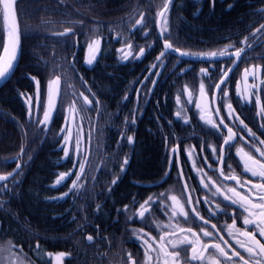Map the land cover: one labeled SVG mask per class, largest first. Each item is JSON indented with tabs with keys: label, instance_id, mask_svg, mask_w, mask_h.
<instances>
[{
	"label": "trees",
	"instance_id": "trees-1",
	"mask_svg": "<svg viewBox=\"0 0 264 264\" xmlns=\"http://www.w3.org/2000/svg\"><path fill=\"white\" fill-rule=\"evenodd\" d=\"M163 3L164 0H143L139 3L136 0H17L15 7L19 18L21 51L13 74L0 89V173L5 174L15 167L11 161L19 158L22 146L32 159L23 167V172L18 177L19 184L14 191L10 195L0 193V198L8 199L4 209L0 211V250H4L0 255V264H20L21 260L23 264H45L50 259L55 264L53 257L61 252L71 253L64 258L63 264H99L98 241L103 240V234L109 240L113 232V209L118 199L112 185L118 167L116 145L111 142L115 138L113 131L119 124L121 129L126 130L149 128L144 120H135V124H131V118L125 117L119 121L118 113L115 112V93L105 88L106 84L112 82L110 73L121 75L129 82L134 80L136 67L128 63L129 61L120 63L117 51L126 41L134 43L136 36V31L131 29L132 15L127 14V8L131 7L136 11L134 19L143 13L146 21L154 16ZM153 24L149 23L152 28V41L156 44ZM169 28L172 43L176 47L183 51L193 50L191 43L179 39L178 25L172 24ZM66 29L73 31L67 35H59ZM4 36L0 8V43ZM192 36L187 32L184 38L191 41L189 38ZM97 38L101 40L100 54L94 65L88 68L83 65V56L88 51V44ZM71 60L76 71L71 68ZM152 61L155 62L156 57ZM55 74L61 75L64 107H60L59 97L57 111L45 134V126L36 125L28 117L26 96H33L35 104L34 84L28 77L35 76L40 81V99L41 104H44L47 81ZM81 77L87 81V87L81 82ZM88 88L99 99L100 108L98 112L89 111L81 120L80 115L74 116L67 108L73 99L82 100L80 92L93 99ZM123 91L130 93L132 88L129 86ZM21 93L25 95L22 96ZM42 114L41 108L34 113V119L41 120ZM129 114L124 112L122 115ZM66 117L68 120L69 117L72 118L73 142L78 131L82 140L81 155L75 156L72 146L68 145L67 159L64 158L61 148L64 144L63 136L68 129L67 125L63 126ZM126 118L129 121L127 125ZM107 123L113 125L102 132ZM62 127L65 128V133L60 132ZM153 132L152 135L158 140L156 126H153ZM140 135L141 133L135 136L136 155L131 159L130 172L145 173L150 163L149 149L143 143L145 137L141 139ZM158 151L161 154L162 145ZM125 156L129 157V154ZM81 160L84 161V174L79 182L82 187L78 192H69L71 181L75 179L78 170L74 168V164ZM47 161L55 162L56 165H42ZM70 170L73 175L66 182L57 185L59 174ZM27 193L30 199L24 197ZM65 193H69L70 197L57 200L50 198L52 195ZM36 197L41 201L39 204L32 202ZM98 209L105 210V215L99 214ZM47 221L63 227L57 231L55 227L45 224ZM88 235L93 236L91 245L87 244L90 243L86 239ZM59 238L65 246H57ZM37 244L40 245L39 249L36 248Z\"/></svg>",
	"mask_w": 264,
	"mask_h": 264
},
{
	"label": "flooded vegetation",
	"instance_id": "flooded-vegetation-1",
	"mask_svg": "<svg viewBox=\"0 0 264 264\" xmlns=\"http://www.w3.org/2000/svg\"><path fill=\"white\" fill-rule=\"evenodd\" d=\"M162 8L163 6L158 8L154 16L150 19H145L149 26L145 29L147 35L137 27L133 43L135 50L134 54L138 52L139 47H144L145 55L140 59L129 58L126 60L136 67L133 74L134 80L128 83V85L123 86V88L114 94V105L116 107L115 112L118 113L117 118L119 121L125 117L132 118L134 115L135 120H144L149 127L146 130H140L142 131L140 133L152 135L154 133V125L149 123L152 122L153 115H158L155 107L158 105V102L165 101V98H167V104L163 103V105H165L163 107V120L165 124L168 121L173 124L171 128L167 124L164 126L165 128L163 127V139L161 142V155H163V160L160 165H156L158 170L152 173H148L147 171L145 173L137 171L130 172L132 169L130 168L131 159L136 155L134 153L136 147L135 136L140 133L136 130L126 131V136H132L134 141L132 144H128L126 138L121 139L122 132L121 126H119L120 124L117 125L116 129L113 131L116 145V165H118L115 171V178L119 176L117 183L114 185V189L118 199L115 209H113L114 225L111 226L113 232L109 236V240L107 236L103 234V240L98 241L100 242L98 245L99 257L97 262L99 264H129V253H131L137 264H143L145 260L144 248L140 247L141 241H138L133 235V230L142 229V231L138 233L139 235L143 236V232H149L155 237H159L164 232L172 231V228H163V224L169 223L171 212L168 211V215H165L164 212L161 211L159 201L152 205L149 213L145 214L147 223L140 220L138 216L134 217L131 221L127 219L128 216L139 209L140 204L144 203L149 196L154 194L158 196L161 192L166 193V195H176L185 203L186 210H188L190 214L191 208L186 202L188 197L191 196V207H197L196 200H200V213L205 216V218H208L210 216L208 208L211 207L215 210V205L211 203L205 205L203 197L208 196L210 201L222 198L212 197L210 192L201 185V179H203L204 183H208L209 177L213 180L219 178L222 184L235 186L236 183L232 180L223 181L222 178L219 177V172L214 171L219 165L211 158L212 153L209 145H215L218 149L223 142L222 137L214 134V130H209V127L200 120V113L194 106L195 100L199 95L201 79L204 80L206 88L208 85L218 83L223 76L220 69L223 68L226 71L229 67H232L231 61H235L236 58L234 56H226L214 60L200 58V60H197L198 62L182 60V62H177L176 64L179 58L174 52H169L166 58H161V61H157L156 59V61L153 62L152 58H157L159 53L163 50V41L160 39V32L163 26L162 18L160 19L159 29L157 25L159 17L157 13L161 11ZM261 10H264V0H174L169 7V11L166 13L168 30H170L169 25L171 26L173 24L179 26V39L191 43L190 47L193 50L187 49L186 51L192 53L193 56H196L195 54L197 53L219 52L230 44L234 45V47L228 48L230 53L235 51L236 48H245V52L241 54L237 66L228 74L226 83L229 95L222 98L221 94L217 92L216 103L212 105L211 99L213 89H207L208 97L207 99L200 98V103L202 106L207 105L213 109L216 106L221 108V116L225 117V122L233 127L234 131L238 132L236 137V140L239 141L238 146L245 147L246 151L248 150V146L244 145V142L240 141L239 138L240 136H244V139L247 141H251L252 138L247 135V132L243 130L242 126L238 127L239 121L234 122L235 117H233L232 121L227 119V111L224 108V103L226 101L231 102L232 107L235 109V114H238L240 118L244 120L245 124H247L261 140H264V129L260 127V125L264 123V118L257 115L260 107L264 106V83H261V81L264 80V36H261L260 33H256V37H259V39H256V37H252L251 35L261 23H264V16L260 14ZM149 23H154L155 36L158 40L156 44L152 41V28H150ZM187 32L193 35L189 38L192 39V42L184 38L187 36ZM246 36L250 37V42L253 44L251 49H249L246 44L241 43ZM149 45H151V47H149ZM118 53L120 63H125L126 61L121 59V52ZM90 55L91 53L87 51L83 56V65L88 68H91L95 63V61L92 65L85 63L86 58ZM144 60H146V62ZM153 64H155L156 67L153 68ZM253 66L260 67V71L257 72L258 79L255 81L257 88L247 89V85L243 80V70ZM201 68L209 69L211 79L201 76ZM156 73H159V75H156ZM145 77H147V79H145ZM137 78H139L138 81H136ZM152 80L156 81L155 85L151 83ZM252 82V77L250 76L248 84H252ZM238 83L239 91L241 95L245 96V99H241L240 96H237ZM129 86L132 88L130 93L123 91L124 88ZM186 86L188 91L193 93L192 104L188 103V93L184 91ZM221 87L223 88L225 86L221 85ZM248 92L257 93L260 100L259 105L256 104L255 96L251 97V103L247 102ZM104 96L107 97L106 94ZM125 96H127V99H125ZM178 97L180 100L179 104L177 103ZM124 112L130 114L124 116L122 115ZM177 112H181L180 117H177ZM184 117H187L189 123H184ZM212 118L215 119L217 123L219 122V117L215 116L214 111ZM63 126H66L65 120L63 121ZM67 126V128H71L72 130L71 117H69ZM224 131L226 133L227 130L224 129ZM157 135H159L158 132ZM256 144L264 150V145H260L259 141H257ZM201 145L204 146L203 152L201 151ZM173 148L176 149L175 152L172 151ZM189 151H191V157L188 154ZM252 151L256 154L254 149H252ZM125 154H129V162L126 165V171L121 172L120 164ZM231 156L233 159L230 162L236 173L241 175V179L248 177L247 173H242V164L239 162V157L236 156L235 148L232 149ZM205 157H209L208 163L204 162ZM12 162L13 165H15V161L12 160L11 164ZM21 163L23 165V161H21ZM194 164L195 167L193 166ZM208 164H212V168H209ZM181 171H183L184 174L183 178L179 175ZM225 171H227V168H225ZM166 172H168L167 177H165ZM205 173L207 175H205ZM185 184L188 185L187 191L184 189ZM209 187L211 188V185H209ZM192 189H195V191H192ZM211 191H215V189H211ZM238 191L243 192L244 190L238 189ZM63 197L69 198L70 195L55 194L51 196L53 200ZM105 199L106 198H103V200ZM165 202L168 205L172 204V202L167 199H165ZM126 205L129 206L127 212L124 210ZM97 211L103 216L106 213L103 209H98ZM228 211L231 212V209ZM225 222L228 224L231 223V215L212 217L210 224L205 227L215 232V229H211V223H216L219 229ZM157 224L160 225L159 229L157 228ZM237 227H242V220H237ZM193 228L195 229L196 226L193 225ZM183 235H185V233L177 231L175 235L169 236L166 239L178 240ZM220 235L230 240L227 232L222 231ZM257 238L259 239L260 237L257 235ZM262 242H264V240H262ZM91 243L92 242L87 244L91 245ZM170 247L169 245V248ZM212 252L213 250L210 248L208 252L205 253V257L207 258ZM191 264H198V262H191Z\"/></svg>",
	"mask_w": 264,
	"mask_h": 264
},
{
	"label": "snow or ice",
	"instance_id": "snow-or-ice-1",
	"mask_svg": "<svg viewBox=\"0 0 264 264\" xmlns=\"http://www.w3.org/2000/svg\"><path fill=\"white\" fill-rule=\"evenodd\" d=\"M173 2L174 0H164L162 10L157 13V15L163 19V26L160 32V39L163 41V50L157 56V61H161V58H166L169 52H176L180 57L193 55L192 53L181 50L172 43L173 38L167 27L168 21L166 13L169 11V7ZM16 4L17 0H0V5H2L3 31L5 33L4 40L0 43V49H2L3 53L0 55V81L9 79L13 74L21 51V33L19 29V18L15 9ZM260 14L264 16V10H261ZM137 27L147 35V32L145 31L147 28V22L144 21L143 14H141L139 19H134L132 31H136ZM72 31V29H66L65 32L59 33V35H67ZM256 33H260L261 36H264V23H261L259 27L255 29V32H252V37H256ZM256 39H259V37H256ZM241 43L246 44L249 49L253 46L250 42V37L248 36L244 37ZM100 45L101 40L99 38L92 40V42L88 44V51L91 55L86 58V64L92 65L94 61H96L97 55L100 54ZM149 47H151V45H149ZM231 47H234V45L230 44L219 52L213 51L209 53L195 54L197 58H208L210 60L226 56H234L236 59L235 61H231L232 67H229L226 71L223 68L220 69L223 76L218 83L208 85L206 88L204 80L201 79L199 95L195 100L194 106L200 113V120L209 127V130H214V134L222 137L223 142L218 149L215 145H209L212 153L211 158L219 165L214 171L219 172V177H221L223 181H235V186L222 184L219 178L213 180L209 177L208 183H204L203 179H201V185L204 189L210 192L212 197L222 198L210 201L208 196L203 197L205 205L210 203L215 205V210L211 207L208 208V212L210 213L208 218H205V216L200 213V200H196L197 207H191V196L188 197L186 202L191 208V214L186 210L185 203H183L181 198L176 195H166V193L161 192L158 196L155 194L149 196L144 203L140 204L139 209H137L132 215L128 216L127 219L131 221L134 217L138 216L140 220L147 223L145 214L149 213L152 205L159 201L161 211H163L165 215H168V211L171 212L169 223L163 224V228H172V231L164 232L159 237H155L149 232H143V236L139 235L138 233L141 232L142 229L133 230V235L138 241H141L140 247L144 248L145 260L143 264H153V262L154 264H191V262H198V264H264V242H262V240H264V150L256 144V142L259 141L260 145H264V140H261L259 136H257V134L245 124L244 120H242L238 114H235V109L232 107V103L226 101L224 103V108L227 111V119L232 121L233 117H235L234 122L239 121L238 127L242 126L243 130L247 132V135L252 138L251 141L245 140L244 136H240L239 138L240 141L244 142V145L248 146V150L246 151L245 147L238 146L239 141L236 140L238 132L234 131L233 127L225 122V117L221 116V108L216 106L213 109L207 105L202 106L200 103V98L207 99V89H213L211 99L212 105H215L216 103L217 92L221 94L222 98L229 95L226 83L228 74L237 66L241 54L245 52V48L240 47L230 53L228 48ZM117 51L121 52V59L125 61L129 58L140 59L145 55L144 47H139L138 52H135L134 54V46L130 40L126 41L125 45ZM74 55L75 54H73V56ZM152 67L154 68L156 65L153 64ZM71 68L73 71H76L74 64L71 65ZM53 71H55V69ZM259 71V66H253L243 70V80L247 85V89L257 88L255 81L258 79L257 72ZM200 74L202 77L211 79L208 68H201ZM156 75H159V73H156ZM250 76L252 77V84H248ZM28 78L35 82V104H33V96L29 95L25 98V103L28 106V117L29 120L36 125H44V131L46 134L48 130L47 126L53 119V113L57 111L58 97H60V107H64L63 98L61 97V75L55 74L53 78H50L47 81L45 93L46 102L44 104H41L40 99V81L35 76L29 75ZM80 79L87 87V81H85L83 77ZM145 79H147V77H145ZM151 83L155 85L156 81L152 80ZM261 83H264V80H262ZM221 85H224L225 87L222 88ZM87 90L92 94L93 99H89L88 95H85L84 92H80L79 96L82 97V100L73 99L67 108V111L73 113L74 116L80 115L81 120L85 118L89 111L98 112L100 108V101L96 98L95 93L91 92V88H88ZM184 91L188 93V103L192 104L193 93L188 91L187 86ZM21 95L24 96L25 94L21 93ZM64 95L66 96L67 93L65 92ZM237 96H240L241 99H245V96L241 95L239 91V83L237 85ZM253 96L256 97V104L259 105L260 100L256 92H248L247 102L251 103V97ZM125 99H127V96H125ZM93 101H95V107H93ZM177 103H180L179 97L177 98ZM41 108L43 109V119L35 120L34 113L39 112ZM213 111L215 116L219 117L218 123L212 118ZM176 115L177 117H180L181 112H177ZM257 115L264 118V106L260 107ZM183 120L184 123H189L187 117H184ZM130 122L131 124H135L136 121L134 115ZM128 123V118H126L125 124L127 125ZM65 124H68L67 117L65 118ZM260 127L261 129H264V123H262ZM224 129L227 130L226 133ZM60 132L65 133V128L62 127ZM125 138L128 144L134 142L132 136H126L125 133H121V139ZM63 140L64 144L61 145V148L65 159L69 157L68 145L72 146L75 156L81 155L82 140L80 131H78L75 141L73 142L71 128H68L66 134L63 136ZM233 148L236 149V156L239 157V162L242 164V173H247L250 178L245 177L244 179H241V175H238L233 168V165L230 162L233 159L231 156ZM252 149H254L255 153L258 155L254 154ZM172 151L175 152L176 149L173 148ZM201 151H204L203 145H201ZM188 154L191 157V151H189ZM13 159L15 161L14 171L6 175H0V193H10L14 191L15 186L19 184L18 177L22 174L23 167L27 166L32 157L25 153L24 147L22 146L19 153V159ZM208 159L209 157H205L204 162L208 163ZM21 161H23V165ZM128 162L129 159L125 156L120 164L121 172L126 171V165ZM4 164L6 165L7 161H5ZM83 164V160L79 161L78 164H74V168H78V170L75 173V179L71 181L72 187L69 189V192H78L79 188L82 187L79 182L84 174ZM193 166L195 167V164ZM208 167L212 168V164H208ZM225 168H227V171H225ZM72 175L73 172L71 170L66 173H60L56 184L59 185L62 182H66ZM179 175L183 178V171H181ZM205 175L207 174L205 173ZM167 176L168 172L165 173V177ZM93 179H95V177H93ZM118 179L119 176L114 178L112 180V185H115ZM209 185H211V188ZM184 189L185 191L188 190L187 184H185ZM211 189H215V191H211ZM238 189H243L244 191L241 192L238 191ZM108 190L110 192L111 187H109ZM192 191H195V189H192ZM68 194L69 193H65L64 195L67 196ZM165 199L170 200L172 204H166ZM4 207L5 203L0 200V211H2ZM128 208L129 206L126 205L124 210L127 212ZM229 209H231V212L228 211ZM220 215H231V223L228 224L225 222V224L219 229L217 228L216 223H211V229H215V232L210 231L205 227L210 224L212 217H219ZM237 220H242V227H237ZM193 225L196 226L195 229L193 228ZM81 227H83V225ZM157 228H160L159 224H157ZM177 231L185 233V235L178 240L166 239L169 236L175 235ZM222 231L227 232L230 240L225 239L223 235H220ZM257 235L260 237L259 239L257 238ZM86 239L87 241L92 242L93 236L88 235ZM9 243L11 244V242ZM169 245L171 246L170 248ZM39 247L40 245L37 244L36 248L39 249ZM210 248L213 252L206 258L205 253H207ZM3 251L4 250H0V255H2ZM7 251H10V249ZM47 255L52 257L51 253H48ZM70 255L71 253L64 252L56 254L53 257L55 264H63L64 258ZM128 262L129 264H137L131 253L128 254ZM20 264H23L22 260L20 261ZM45 264H52V260L50 259L46 261Z\"/></svg>",
	"mask_w": 264,
	"mask_h": 264
},
{
	"label": "bare ground",
	"instance_id": "bare-ground-1",
	"mask_svg": "<svg viewBox=\"0 0 264 264\" xmlns=\"http://www.w3.org/2000/svg\"><path fill=\"white\" fill-rule=\"evenodd\" d=\"M142 1L143 0H136L137 3L142 2ZM127 9L128 10L126 12H127V14H131L132 15L131 21H133V23H134V16L136 14V11L132 10L131 7H128ZM140 16L138 18H136V19H139ZM155 40H156V42L158 41L157 39H155ZM186 57L188 58V57H196V56L189 55V56H185V58L178 57L179 59H177L176 64H177V62H182V60H186V61H189V62H198L197 59L192 60L190 58L187 59ZM109 77H110V79H112V82L106 84L107 86H106L105 90L111 91V93H113V92L116 93L118 90L123 88V86L128 85V83H130L126 78H124L123 76L118 75V74L110 73ZM138 80H139V78L136 79V81H138ZM34 91H35V88H34ZM166 99L167 98H165V101L158 102V105H156V107H155L156 111L158 112V115L157 116L153 115L152 122L149 123V124L154 125V126L157 127V132L159 134L158 135V140L151 134H146L145 135V133H143V134L141 133V135H140L141 139H143V137H145L143 139V143H144V146L148 147V149H149L148 151H149V159H150L149 162L150 163H149V166L146 167V171L148 173H152L155 170H158L157 166H155V164L156 165H160L162 163L163 155L160 154V152L158 151V148L161 150V144H162L161 142H162V139H163V134H162L163 133V127L166 126V124H167L171 128L172 124H173L171 122L169 123V121L165 124V122L163 120V110H164L163 107L165 106V105H163V103L167 104L166 103L167 102ZM110 125H113V123H107L105 126H103L102 132H105L106 129L110 128L111 127ZM140 130L141 129H136V131H138V133L142 132ZM126 131H128V129L127 130L126 129H121L122 133H125ZM142 135H144V136H142ZM140 138H139V141H140ZM111 142L115 143V138H114V140H111ZM140 143H142V142L140 141ZM38 165H41V164H38ZM42 165H56V163L47 161V162H43ZM29 196L30 195L28 193L24 195V197L27 198V199L31 198ZM50 198H51V196H50ZM0 200H2L4 203L8 202V199L0 198ZM32 202H34L35 204H39V202H41V201L36 197L34 199V201H32ZM50 216L53 217V215H50ZM45 224L49 225L50 227L51 226L55 227L57 229V231H59L63 227V225H58V223L57 224L50 223L49 221H47ZM61 240L62 239L59 238V242H57L56 244H57V246L63 247L65 245L63 244V242H61ZM66 246H68V244H66Z\"/></svg>",
	"mask_w": 264,
	"mask_h": 264
},
{
	"label": "water",
	"instance_id": "water-1",
	"mask_svg": "<svg viewBox=\"0 0 264 264\" xmlns=\"http://www.w3.org/2000/svg\"><path fill=\"white\" fill-rule=\"evenodd\" d=\"M0 8H1V11H2V5H0ZM160 19H161V17H158V23H157V25H158V29H159V26H160ZM3 54V53H2ZM174 54L177 56V57H180L179 56V54L178 53H176V52H174ZM183 58H185V57H183ZM187 58V57H186ZM192 59V60H195V59H197V60H200V58H197V57H188L187 59ZM11 77V76H10ZM8 80V79H7ZM7 80H3V81H0V89H1V87L4 85V83L7 81ZM33 88H35V82H34V87ZM58 100H59V97L57 98V104H58ZM55 113V112H54ZM54 113H53V115H54ZM42 119H43V117H42ZM14 171V170H13ZM13 171H11V172H13ZM10 173V172H9ZM0 175H2V174H0ZM6 175V174H5Z\"/></svg>",
	"mask_w": 264,
	"mask_h": 264
}]
</instances>
